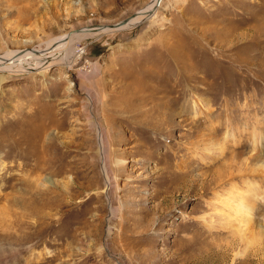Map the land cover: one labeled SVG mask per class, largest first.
<instances>
[{"label": "rangeland", "instance_id": "1", "mask_svg": "<svg viewBox=\"0 0 264 264\" xmlns=\"http://www.w3.org/2000/svg\"><path fill=\"white\" fill-rule=\"evenodd\" d=\"M151 1L0 0V53L113 30L69 69L0 72V264H264V189L241 221L214 200L264 182L245 142L264 130V0H161L117 30ZM224 126L240 143L217 152Z\"/></svg>", "mask_w": 264, "mask_h": 264}, {"label": "bare ground", "instance_id": "2", "mask_svg": "<svg viewBox=\"0 0 264 264\" xmlns=\"http://www.w3.org/2000/svg\"><path fill=\"white\" fill-rule=\"evenodd\" d=\"M160 2H161V0H152L146 8L136 12L134 17L130 18L125 25L119 26V28H117V30L128 28V27L130 28L131 26L138 24L141 21V16H144V15L148 16L147 13L152 12L154 10L153 9L154 5L158 6ZM95 31H96V33L101 32V31L108 33V32H111L113 30L110 28H107V27H105V28L100 27L99 29H92V28L90 29L89 28L88 30H85L84 33L74 32V34H71L69 36L64 35V36H61L60 38H58L54 41H50L45 45V48H43V49L33 50L31 52H25V53H19L18 51L15 52V51H9V50L2 52V53H0V72L28 73V71H31V69H34V68H36L37 70L40 68L45 69L46 68L45 64L47 63V61H50L51 63L57 65L61 69H65V70L69 69V68H71V65H72L70 60L72 57H74L76 55V53H75L76 43H78L79 41L84 40L86 38H92L94 36L99 35V34H96ZM93 68L95 69V71L97 70V66H95ZM2 80H3V77H0V82ZM198 103H199L198 100L195 101L196 106L199 105ZM225 119H226V117L223 118V122L225 121ZM228 120H229V118H228ZM210 122H211L210 123L211 128L214 129L216 124L212 121H210ZM231 129H233V130H231ZM231 129H226V127L224 126L223 135L221 136L219 141L215 140L216 142L215 141L211 142V144L214 143L213 144L214 150H216L217 152H218V150H222L224 148V146H226L227 141L235 142V143H237V145L240 143L239 138L236 139L237 137L234 134V130H235L234 127H231ZM246 131H247V133L245 134L246 135L245 142H249L251 145H252V143H255L258 145V143L260 141L261 143L264 144V130H262L260 128H256L255 126H251ZM101 138H102V136H101ZM101 138L99 141V154H100V162H101V166H102V173H103V176L105 177V180H107L110 184V175L108 173V169L106 166L107 158H106L105 152H104V143H103V140ZM203 143L206 144L205 139H203ZM252 148H253V151L256 153V158H260L259 157L260 156L259 155L260 150L254 146ZM201 150H202V152H209L210 148L205 147V148H202ZM260 169L262 172H264V164H262L260 166ZM36 180H37V177H36ZM37 182H38V180H37ZM263 183L259 182V181H255V180H253V178H251V182H249V187L246 189L247 190V192H246L247 197H245V199H241V200H238V198H237L240 191L236 190V192H234V193H229V192H232L233 188H231L229 186H226V187L220 186L219 188H221V189H218L220 191H215L216 196L214 197L215 198L214 200H216V204L223 205V207H222L223 209L227 208L228 212L233 214L238 221H241V218L244 215L241 211L243 208L248 207V204L246 202L243 203L242 201L246 200L247 198L253 199L254 194H255V189L257 188V186L260 187L261 189H264ZM257 184H259V185H257ZM40 186H42V184H40ZM223 191H224V193H221ZM32 192H31V194H32ZM263 194H264V190L257 192V196H260ZM21 195H23V194H21ZM20 196L19 197L16 196V200L19 199V201H21L22 204L24 205L25 203H23V201L26 198H23V196H21V197ZM33 196L34 195H32V197ZM40 196H41V194H40ZM234 203H235V209L236 210L233 209ZM109 211H110V215H112L114 210L110 209ZM216 213L220 214V212L218 210H216ZM225 217L227 218V220L225 222H223L224 226L229 227L230 226V219L227 216H225ZM244 220L249 221L250 218L246 216V217H244ZM199 221L202 223V225L205 228H208V229H210L211 225L213 224L212 219L206 215H202L199 218Z\"/></svg>", "mask_w": 264, "mask_h": 264}, {"label": "water", "instance_id": "3", "mask_svg": "<svg viewBox=\"0 0 264 264\" xmlns=\"http://www.w3.org/2000/svg\"><path fill=\"white\" fill-rule=\"evenodd\" d=\"M122 22H126V20L122 21ZM114 27V26H113Z\"/></svg>", "mask_w": 264, "mask_h": 264}]
</instances>
